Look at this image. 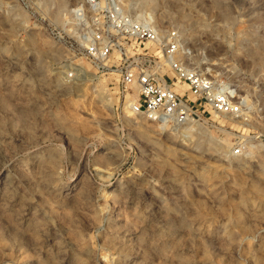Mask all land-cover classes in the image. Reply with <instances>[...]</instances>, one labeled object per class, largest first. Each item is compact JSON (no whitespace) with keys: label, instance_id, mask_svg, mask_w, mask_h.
Wrapping results in <instances>:
<instances>
[{"label":"rangeland","instance_id":"obj_1","mask_svg":"<svg viewBox=\"0 0 264 264\" xmlns=\"http://www.w3.org/2000/svg\"><path fill=\"white\" fill-rule=\"evenodd\" d=\"M118 2L239 112L134 114L118 55L84 58L86 0H0V264H264V0Z\"/></svg>","mask_w":264,"mask_h":264},{"label":"built area","instance_id":"obj_2","mask_svg":"<svg viewBox=\"0 0 264 264\" xmlns=\"http://www.w3.org/2000/svg\"><path fill=\"white\" fill-rule=\"evenodd\" d=\"M74 16L85 25L83 55L97 72L111 69L105 62L118 55L117 86L125 97L135 93L128 101L132 113L174 129L210 113L239 112L225 83L177 58L180 37L175 30L158 31L126 12L118 0H86L85 9ZM72 78L73 73L66 75ZM180 86H186L182 93Z\"/></svg>","mask_w":264,"mask_h":264},{"label":"bare ground","instance_id":"obj_3","mask_svg":"<svg viewBox=\"0 0 264 264\" xmlns=\"http://www.w3.org/2000/svg\"><path fill=\"white\" fill-rule=\"evenodd\" d=\"M79 10H81V9H80V8H76V9L72 10V12H75V13H76V12H78ZM180 53H181V51L179 50V52H178V54H177V58H179ZM184 89H185V86H180L178 91H179L180 93H182ZM226 90H227V93H229L227 87H226ZM229 97H230V96H229ZM233 102H234V101H233ZM194 123H196V122H194Z\"/></svg>","mask_w":264,"mask_h":264}]
</instances>
